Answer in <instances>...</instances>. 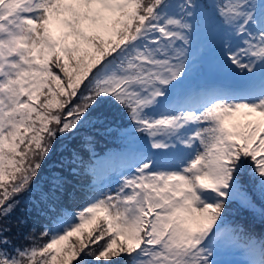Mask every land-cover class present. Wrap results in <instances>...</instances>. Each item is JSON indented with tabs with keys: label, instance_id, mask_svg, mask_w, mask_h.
Instances as JSON below:
<instances>
[{
	"label": "snow or ice",
	"instance_id": "obj_1",
	"mask_svg": "<svg viewBox=\"0 0 264 264\" xmlns=\"http://www.w3.org/2000/svg\"><path fill=\"white\" fill-rule=\"evenodd\" d=\"M72 136L90 182L35 185ZM34 191L47 223L13 244ZM233 204L264 219V0H0V264H264Z\"/></svg>",
	"mask_w": 264,
	"mask_h": 264
},
{
	"label": "trees",
	"instance_id": "obj_2",
	"mask_svg": "<svg viewBox=\"0 0 264 264\" xmlns=\"http://www.w3.org/2000/svg\"><path fill=\"white\" fill-rule=\"evenodd\" d=\"M74 139L75 141H80V138L78 136H74V137H70V143H71V146L74 144ZM69 150H70V147L68 146V143L66 142V140H58L55 145H54V150H53V153L56 157L60 158L61 160L64 159L65 160V163L63 166H61V163L58 164V167L59 169H49V170H44L43 172H47L50 174L53 173V172H58L60 174H65L66 170H64L65 166H66V163H67V157H68V154H69ZM60 160V161H61ZM51 177H48L46 175H44V179H45V187L47 188L48 186V182L50 180ZM49 179V180H47ZM28 193H25L23 195H27ZM30 194V199L29 200H32L33 203L32 204H29L25 201H21V199L18 197L17 199H19L21 201V203L19 204V206L16 208V211L15 213L11 216V218H9L11 221H12V231L10 233H8V236L10 238V240L12 241V243H29V241L25 240V236L23 235H28L27 231L30 229L32 223L34 221H36V217H35V212L34 210H36V207H35V202L37 201L38 199V192H35V194L33 195L32 193H29ZM23 214L27 217V220H28V223L27 225L23 226V227H17L16 226V217L20 216L21 214ZM46 220L45 217L42 215L40 217V220ZM23 232V234H22ZM19 235V237H18Z\"/></svg>",
	"mask_w": 264,
	"mask_h": 264
},
{
	"label": "rangeland",
	"instance_id": "obj_3",
	"mask_svg": "<svg viewBox=\"0 0 264 264\" xmlns=\"http://www.w3.org/2000/svg\"><path fill=\"white\" fill-rule=\"evenodd\" d=\"M60 160H61L60 158L56 157L54 155V153H52V155L46 160L45 164L43 165L42 170L40 172V175H39V177L35 181V185H39V186H41L43 188H46L45 187V183L46 182H45V179H44V175L45 174H44L43 171L44 170H49L50 168L51 169H59L58 164L60 163ZM65 169H66V166H65L64 170ZM47 180H49V179H47ZM35 185H34V187H35ZM32 194L34 195L35 194V191ZM19 198L21 199V201H25V202L28 203V201L30 199V194L28 193L27 195H22ZM15 211H16V209L14 210L13 214L15 213ZM33 225H35V223L32 224L31 228L27 231L28 234H31V232H32L31 230H32ZM36 231H38V230H36ZM22 234H23V232H22ZM25 235H23V236H25ZM18 237H19V235H18ZM13 244L19 245V243H13Z\"/></svg>",
	"mask_w": 264,
	"mask_h": 264
}]
</instances>
